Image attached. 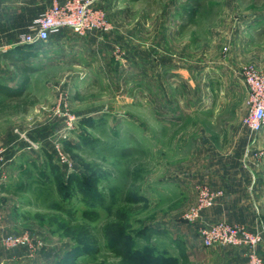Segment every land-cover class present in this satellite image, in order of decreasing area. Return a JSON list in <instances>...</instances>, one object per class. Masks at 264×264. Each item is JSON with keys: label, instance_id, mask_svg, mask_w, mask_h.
<instances>
[{"label": "rangeland", "instance_id": "374dc122", "mask_svg": "<svg viewBox=\"0 0 264 264\" xmlns=\"http://www.w3.org/2000/svg\"><path fill=\"white\" fill-rule=\"evenodd\" d=\"M185 1L103 0L108 31L54 37L25 58L12 54L15 87L24 79L18 67H36L14 99L37 101L9 120L14 158L5 169L20 230L41 241L28 264H182L180 243L189 253L239 247L249 264L244 245H204L201 228L218 222L260 235L264 259L263 209L251 224L226 213L210 220L224 194L211 174L264 175V129L254 144L248 129L241 135L235 153L243 161L222 160L247 112L243 71H264V0H199L194 23L182 26ZM38 12H16L17 30ZM0 149L4 163L2 141ZM202 185L217 197L188 219ZM147 226L166 232L146 241L137 233ZM191 264H200L196 253Z\"/></svg>", "mask_w": 264, "mask_h": 264}, {"label": "crops", "instance_id": "0c3cea01", "mask_svg": "<svg viewBox=\"0 0 264 264\" xmlns=\"http://www.w3.org/2000/svg\"><path fill=\"white\" fill-rule=\"evenodd\" d=\"M32 6L38 11H43L47 8V0H0V66L6 65L5 70L0 67V84L2 85V88L3 86L15 87L13 83L15 74L14 72L9 71V67L13 64L12 54L15 52L13 47H15L16 42L13 37L9 38V35H13L16 32H25L21 31V29L17 30V28L20 27H16L15 25V13L28 11ZM22 16L29 18L28 14ZM3 36L5 37V40H3ZM67 36L79 37L72 32L63 31L61 34L56 36V39H64ZM4 90L0 89V129L3 130L2 133H0V141H2L3 145L5 144L7 153L5 162L2 166V174L0 176V212L2 214L3 231L5 233H21L23 230L20 229L23 226V223H21V220L18 219L19 216H21L20 210L10 204L13 191L8 186V183H6L9 174L8 170H5L7 168V164L12 162L14 158L9 154L10 146H12L14 142L13 124H9V120H12L15 115V111L13 109L15 97L8 92L5 93ZM235 126L236 128L232 129L233 133H229L228 143L230 144V149H228L226 153H223V161H243L244 155L242 153L236 154L235 152L237 151L236 147L238 146V143L242 144L245 142V140L241 138V135L246 134L247 128H245L241 123H237ZM253 158L254 157L251 158V161H255ZM250 171L252 172V170ZM244 173H246L245 179L242 175ZM252 175L258 177L257 181H255V179L252 180V178L257 177L251 176L249 172L244 170L216 171L214 174L210 175L214 188H222V190H224V194L217 200L213 209L210 210L215 214V218H211L210 220L219 219L226 213L229 220L249 223L250 221L246 222V220H252L254 218L255 209L264 210V175L261 176L259 172L257 173L255 171ZM208 211L205 213L206 216L209 214ZM231 211L242 212V215L234 217L232 216ZM248 211L252 212L247 219ZM200 242L201 240L196 241V243H194V247L198 246ZM225 249L226 250H224V248L203 251L200 250L195 253L196 257L198 256L199 258L200 264H248L246 255L241 248L227 247ZM195 253L185 251V254L188 256V264H191L194 261ZM29 258L30 254L27 247L6 248L0 243V264H28L30 263Z\"/></svg>", "mask_w": 264, "mask_h": 264}, {"label": "built area", "instance_id": "2783aa9c", "mask_svg": "<svg viewBox=\"0 0 264 264\" xmlns=\"http://www.w3.org/2000/svg\"><path fill=\"white\" fill-rule=\"evenodd\" d=\"M103 0H53L49 7L42 11L27 30L22 33L15 45L45 44L63 31H69L77 36L84 37L89 33L105 32L111 28L106 11L102 6ZM243 80L248 89V107L243 117V125L252 135L251 144L258 141V135L264 129V71H257L247 67L243 71ZM73 120L74 117H69ZM61 159L67 162L65 155L59 153ZM261 157V155H257ZM4 160V149H0V176L1 165ZM217 193L211 191L207 185L199 188L197 205L187 216L196 219L203 209L214 203ZM204 245L210 247L215 244L244 245L247 247L249 264H264V259L256 250L261 241L260 235L250 233L244 226L218 222L203 226L200 230ZM28 231L21 233H5L2 226L0 212V243L6 248L27 247L30 256L37 253L41 241Z\"/></svg>", "mask_w": 264, "mask_h": 264}, {"label": "trees", "instance_id": "16d2710c", "mask_svg": "<svg viewBox=\"0 0 264 264\" xmlns=\"http://www.w3.org/2000/svg\"><path fill=\"white\" fill-rule=\"evenodd\" d=\"M200 7H201V2L199 0H187L182 4L181 14H182V19H184V21L182 22V26L194 23L197 9H199ZM40 13L41 12L39 11L37 16ZM27 28H28V26H26L24 29H21V31H26ZM11 37H13V36H11ZM39 45H42V44H39ZM39 45H37V48H39ZM13 48L15 50V52H13V54L16 55L18 53H21L22 57L25 58V57L31 55L32 51H30V50H32V48H36V46H33V45H15V47H13ZM21 58L17 59V60H21ZM12 59L16 61V59H14V57H12ZM18 69L24 78L21 85H19L18 87L6 86L7 88L5 86H3V88H2V85L0 84V89L4 90V88H5V90H4L5 93L8 92L9 94L13 95L15 98H17L23 94V91L25 90V87L27 86V83L30 80L29 74L31 72H34L36 70V67L32 64H27L23 67H18ZM36 101H37V99L35 97L28 98V97L24 96V99H20L17 101V103H14L15 112L16 113L27 112L29 110V108L36 103ZM164 232H166V231L159 230L154 226H147L144 229V231L138 232L137 235L139 237H141L142 239H145L146 241H151L153 236H155L159 233H164ZM178 246L180 249V254H181V258H182V262H183L182 264H186L188 261V256L185 254V246L181 243Z\"/></svg>", "mask_w": 264, "mask_h": 264}]
</instances>
